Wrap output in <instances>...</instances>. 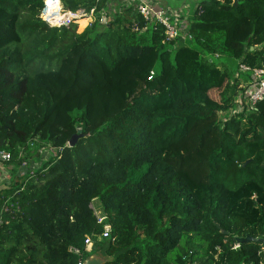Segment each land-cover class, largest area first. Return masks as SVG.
<instances>
[{"label":"trees","instance_id":"obj_1","mask_svg":"<svg viewBox=\"0 0 264 264\" xmlns=\"http://www.w3.org/2000/svg\"><path fill=\"white\" fill-rule=\"evenodd\" d=\"M43 1L0 0V151H55L0 189V264H264L235 241L264 238V98L231 112L239 65L264 68V0H195L172 40L123 0H60L95 8L81 31Z\"/></svg>","mask_w":264,"mask_h":264},{"label":"built area","instance_id":"obj_2","mask_svg":"<svg viewBox=\"0 0 264 264\" xmlns=\"http://www.w3.org/2000/svg\"><path fill=\"white\" fill-rule=\"evenodd\" d=\"M57 11L58 19L55 22H51L49 19H46L42 13L40 17L46 21L50 26H65L68 27L74 22L83 19L85 22L90 24L92 17L95 16V8L86 10L84 8H78L76 10L64 9L60 3V0H57ZM127 5L131 6L135 12L141 15L145 21L148 23H159L164 28V34L166 40L175 39L179 35L188 36L183 30V24L186 22V15L183 11H172L169 8H163L158 5L154 0H123ZM44 4V1H43ZM109 3L108 7H111ZM107 11L100 12L99 23L106 24ZM96 17V16H95ZM94 17V19H95ZM240 71L250 70L251 80L248 81L247 86L244 87V91L241 94L237 95V98L242 99L244 104L247 105V108H252L253 105L258 101L264 98V68H250L244 64L239 65ZM152 74V73H151ZM236 98V99H237ZM10 155L6 151H0V160L8 161ZM25 164V163H23ZM96 215V214H95ZM99 223H102L104 217L102 215H96ZM1 222V221H0ZM110 224H103L102 237H106L110 233ZM86 249L91 247L92 241L89 236L84 240ZM75 252H78L77 249H74ZM82 264V263H79Z\"/></svg>","mask_w":264,"mask_h":264},{"label":"rangeland","instance_id":"obj_3","mask_svg":"<svg viewBox=\"0 0 264 264\" xmlns=\"http://www.w3.org/2000/svg\"><path fill=\"white\" fill-rule=\"evenodd\" d=\"M156 3H158V5L162 6L163 8H169L170 10L172 11H185V9H190L192 7H194V3H195V0H154ZM110 5H113V4H110ZM112 12L114 11V6H112L111 8H109ZM44 10L45 8L43 9V11L41 12L43 15H44ZM45 17V15H44ZM95 17V16H94ZM94 17H92V20H94ZM46 18V17H45ZM107 19L108 21L112 20V16L111 14L107 13ZM76 29L77 31H81L86 25H88L87 22H85L83 19L81 20H78L76 22ZM227 64L232 66L231 68H233L234 64L231 63L229 60H227ZM236 77V78H235ZM233 77V79L237 80V83H241L243 85H246L248 83V80L245 78V75H241V76H235ZM235 102H236V105L237 107L235 108V110H232L231 112L232 113H236V112H239L243 106H244V102L242 99H239V98H235ZM221 116V119H225V116L224 114H220ZM37 148H33L31 147L30 148V157L28 158V164L26 163V168H30V173H33L36 169H38L41 164L46 161L47 159H49L53 154H55V151L53 149H51L50 147H41L38 149V155L36 154L35 155V150ZM29 173V172H27ZM14 180H12L13 182ZM11 183V181H10ZM91 207L93 208L94 210V213L98 216L101 215V208L99 206V202L97 199L93 200L91 202ZM91 249V247L88 248V250Z\"/></svg>","mask_w":264,"mask_h":264},{"label":"crops","instance_id":"obj_4","mask_svg":"<svg viewBox=\"0 0 264 264\" xmlns=\"http://www.w3.org/2000/svg\"><path fill=\"white\" fill-rule=\"evenodd\" d=\"M30 170V168H26V163L15 168L7 163V161L0 160V189L8 187L10 181H16L17 178L25 175L26 172L30 173Z\"/></svg>","mask_w":264,"mask_h":264},{"label":"water","instance_id":"obj_5","mask_svg":"<svg viewBox=\"0 0 264 264\" xmlns=\"http://www.w3.org/2000/svg\"><path fill=\"white\" fill-rule=\"evenodd\" d=\"M236 2V0H234V3ZM76 140V135H73L69 141H68V146H73ZM235 241L236 243H244L246 241H255L258 243H262L264 244V238L262 237H252L249 234H246L245 236H235ZM105 262V260L99 256V255H91L90 257H88L83 264H103Z\"/></svg>","mask_w":264,"mask_h":264},{"label":"bare ground","instance_id":"obj_6","mask_svg":"<svg viewBox=\"0 0 264 264\" xmlns=\"http://www.w3.org/2000/svg\"><path fill=\"white\" fill-rule=\"evenodd\" d=\"M57 4V0H44V15L51 22H55L58 19Z\"/></svg>","mask_w":264,"mask_h":264}]
</instances>
